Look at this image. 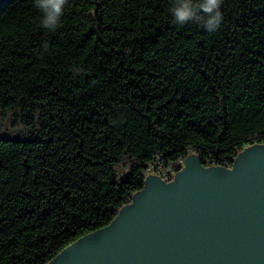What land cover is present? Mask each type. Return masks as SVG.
I'll list each match as a JSON object with an SVG mask.
<instances>
[{"label": "trees", "instance_id": "trees-1", "mask_svg": "<svg viewBox=\"0 0 264 264\" xmlns=\"http://www.w3.org/2000/svg\"><path fill=\"white\" fill-rule=\"evenodd\" d=\"M171 0H0V264H46L189 154L230 167L264 144V0H222L215 32Z\"/></svg>", "mask_w": 264, "mask_h": 264}, {"label": "water", "instance_id": "water-1", "mask_svg": "<svg viewBox=\"0 0 264 264\" xmlns=\"http://www.w3.org/2000/svg\"><path fill=\"white\" fill-rule=\"evenodd\" d=\"M46 264H264V144L230 167L189 154L167 181L148 174L109 224Z\"/></svg>", "mask_w": 264, "mask_h": 264}, {"label": "clouds", "instance_id": "clouds-1", "mask_svg": "<svg viewBox=\"0 0 264 264\" xmlns=\"http://www.w3.org/2000/svg\"><path fill=\"white\" fill-rule=\"evenodd\" d=\"M68 0H34V6L43 14L42 26L55 30ZM222 0H171L170 13L178 25L200 23L208 32L217 31L223 21Z\"/></svg>", "mask_w": 264, "mask_h": 264}, {"label": "rangeland", "instance_id": "rangeland-1", "mask_svg": "<svg viewBox=\"0 0 264 264\" xmlns=\"http://www.w3.org/2000/svg\"><path fill=\"white\" fill-rule=\"evenodd\" d=\"M21 126L16 124L11 111L6 114L0 110V138H13L16 136H24Z\"/></svg>", "mask_w": 264, "mask_h": 264}, {"label": "built area", "instance_id": "built-area-1", "mask_svg": "<svg viewBox=\"0 0 264 264\" xmlns=\"http://www.w3.org/2000/svg\"><path fill=\"white\" fill-rule=\"evenodd\" d=\"M180 161L183 163V160L182 159H180Z\"/></svg>", "mask_w": 264, "mask_h": 264}, {"label": "bare ground", "instance_id": "bare-ground-1", "mask_svg": "<svg viewBox=\"0 0 264 264\" xmlns=\"http://www.w3.org/2000/svg\"><path fill=\"white\" fill-rule=\"evenodd\" d=\"M163 179H164V178H163ZM164 180H165V181H167V179H166V178H165Z\"/></svg>", "mask_w": 264, "mask_h": 264}]
</instances>
